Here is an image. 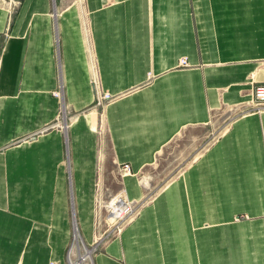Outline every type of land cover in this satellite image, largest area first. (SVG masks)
Masks as SVG:
<instances>
[{
	"label": "crops",
	"instance_id": "obj_1",
	"mask_svg": "<svg viewBox=\"0 0 264 264\" xmlns=\"http://www.w3.org/2000/svg\"><path fill=\"white\" fill-rule=\"evenodd\" d=\"M259 84L264 0H0V264H264Z\"/></svg>",
	"mask_w": 264,
	"mask_h": 264
},
{
	"label": "built area",
	"instance_id": "obj_2",
	"mask_svg": "<svg viewBox=\"0 0 264 264\" xmlns=\"http://www.w3.org/2000/svg\"><path fill=\"white\" fill-rule=\"evenodd\" d=\"M181 67H187V62L185 59L180 60L179 62ZM94 87H95V100H94V109L103 108L107 103L112 101L114 97L111 95L103 92L100 87L97 80H92ZM53 95L60 101L63 99V86L61 83H59L57 89L53 92ZM252 105L256 111H264V84L255 85L252 88ZM59 121L63 124V128L66 127L68 123V118L65 114V112L62 110L60 113ZM121 171L123 174H129L130 173V167L129 165H123L121 167ZM111 200L109 203L105 205V209L107 210L108 215H113L112 221L109 220L112 224L117 225V230L114 234H118L122 228L131 222L138 214L140 210V203L135 202H129L125 201L123 198H117V201L113 203V207ZM118 204V205H117ZM76 232L78 234V238L75 237V231L73 226V236L71 240L70 247L67 252V263L68 264H74V260L77 259V257L82 256L86 253V251L81 250L82 246H85L89 251H91L90 256L92 257L93 252L96 248V245H87L84 243L83 239L81 238L78 228L76 229ZM89 258H83L80 263L78 264H89L88 262ZM52 264V263H51ZM92 264V263H91Z\"/></svg>",
	"mask_w": 264,
	"mask_h": 264
},
{
	"label": "rangeland",
	"instance_id": "obj_3",
	"mask_svg": "<svg viewBox=\"0 0 264 264\" xmlns=\"http://www.w3.org/2000/svg\"><path fill=\"white\" fill-rule=\"evenodd\" d=\"M18 3V6H19V4H20V2L18 1L17 2ZM66 3H70V1L69 2H66ZM80 3V2H79ZM81 3H83L82 1H81ZM16 7H17V4H16V6L15 7H12L13 9H16ZM168 156H167V160H166V162L164 163V175L166 176V175H168L167 173V171H169V177H172L173 175H174V171H173V167H172V164L174 163V160L171 158L172 156H170L168 153H166ZM107 161H108V165H109V167H110V164H111V160H110V154L109 153H107ZM165 169H167V171L165 170ZM169 169V170H168ZM118 188L117 187V185L115 184L114 185V187H113V189L115 190L116 188ZM116 191L117 190H115V194H116ZM114 194V195H115ZM112 199H110V200H107L106 198H104V201H105V203L104 204H106V203H109L110 201H111ZM99 211H101V217H100V219H99V221H98V223L95 225V235H96V238L99 240V241H104V240H106L108 237H110L111 235H113L115 232H116V230H117V225H115V224H112L111 222H109V220L110 221H112V219H114L113 218V215H108V213H107V210L105 209V208H102L101 210H99ZM82 238V237H81ZM83 239V238H82ZM84 241V240H83ZM84 243H86L85 241H84ZM70 244H71V242H70ZM87 244V243H86ZM88 245V244H87ZM69 247H70V245H69ZM69 247H68V249H69ZM68 249H67V252H68ZM81 250H85L86 251V253L87 252H91V251H89L85 246H82L81 247ZM86 253L84 254V255H86ZM84 255H82V256H79V257H77V258H80V257H83ZM88 262H89V264H91L92 263V257L90 256V259H88Z\"/></svg>",
	"mask_w": 264,
	"mask_h": 264
},
{
	"label": "bare ground",
	"instance_id": "obj_4",
	"mask_svg": "<svg viewBox=\"0 0 264 264\" xmlns=\"http://www.w3.org/2000/svg\"><path fill=\"white\" fill-rule=\"evenodd\" d=\"M119 197H120V195H119ZM115 201H117V198H116L115 200L112 201V204H111L112 207H113V203H114ZM117 205H118V204H117ZM76 229H77V225L74 224V231H75V237H74V238H75V239L78 238V234H77V232H76ZM90 253H91V252H87L86 255H84L83 257H80V258H77L76 260H74V262H75L74 264H78V263H80L81 260H82L83 258H85V257L90 259Z\"/></svg>",
	"mask_w": 264,
	"mask_h": 264
}]
</instances>
